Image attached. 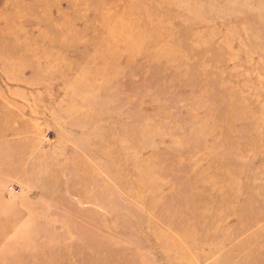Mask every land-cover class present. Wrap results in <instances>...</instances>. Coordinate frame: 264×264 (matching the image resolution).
Returning a JSON list of instances; mask_svg holds the SVG:
<instances>
[{
    "label": "rangeland",
    "instance_id": "rangeland-1",
    "mask_svg": "<svg viewBox=\"0 0 264 264\" xmlns=\"http://www.w3.org/2000/svg\"><path fill=\"white\" fill-rule=\"evenodd\" d=\"M0 264H264V0H0Z\"/></svg>",
    "mask_w": 264,
    "mask_h": 264
}]
</instances>
